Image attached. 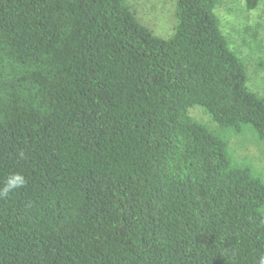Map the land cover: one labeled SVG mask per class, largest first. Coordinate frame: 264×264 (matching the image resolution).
<instances>
[{
	"label": "trees",
	"instance_id": "1",
	"mask_svg": "<svg viewBox=\"0 0 264 264\" xmlns=\"http://www.w3.org/2000/svg\"><path fill=\"white\" fill-rule=\"evenodd\" d=\"M221 1L177 0L161 38L127 0H0V188L26 179L0 264H258L264 177L227 134L264 141V95Z\"/></svg>",
	"mask_w": 264,
	"mask_h": 264
},
{
	"label": "rangeland",
	"instance_id": "2",
	"mask_svg": "<svg viewBox=\"0 0 264 264\" xmlns=\"http://www.w3.org/2000/svg\"><path fill=\"white\" fill-rule=\"evenodd\" d=\"M176 2L127 0L138 20L161 38H169L174 33L177 24ZM216 14L231 47L245 62L249 88L264 95V5L249 11L246 0H222ZM190 115L212 130H218L217 124L202 108H192ZM227 136L235 162L254 165L264 177V141H260L250 129L239 136L232 133Z\"/></svg>",
	"mask_w": 264,
	"mask_h": 264
},
{
	"label": "clouds",
	"instance_id": "3",
	"mask_svg": "<svg viewBox=\"0 0 264 264\" xmlns=\"http://www.w3.org/2000/svg\"><path fill=\"white\" fill-rule=\"evenodd\" d=\"M21 155H23L21 153ZM26 179L20 173L10 174L4 181L3 187L0 188V198H6L11 193L15 192L18 189H21L25 186ZM258 264H264V254L259 257Z\"/></svg>",
	"mask_w": 264,
	"mask_h": 264
}]
</instances>
